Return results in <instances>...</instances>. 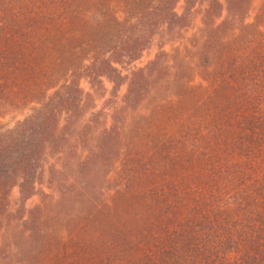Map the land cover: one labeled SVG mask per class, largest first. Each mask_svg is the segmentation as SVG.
Here are the masks:
<instances>
[{"label":"trees","instance_id":"obj_1","mask_svg":"<svg viewBox=\"0 0 264 264\" xmlns=\"http://www.w3.org/2000/svg\"><path fill=\"white\" fill-rule=\"evenodd\" d=\"M250 1L0 0V118L30 111L0 129V233L11 189L22 204L37 193L47 149L63 151L105 81L114 97L126 86L113 111L137 113L83 148L56 201L41 193V250L22 264H264V1L246 23ZM159 34L179 46L131 70ZM48 203L72 256H45Z\"/></svg>","mask_w":264,"mask_h":264},{"label":"rangeland","instance_id":"obj_2","mask_svg":"<svg viewBox=\"0 0 264 264\" xmlns=\"http://www.w3.org/2000/svg\"><path fill=\"white\" fill-rule=\"evenodd\" d=\"M263 1H250L246 23H251L254 20ZM181 11L182 4L180 3L176 7V12L180 14ZM192 23L191 28L184 33L185 39L194 35L201 26L200 15H196ZM177 46H179V42H170L167 37H162L160 34L156 35L142 53L140 59L132 65L131 70L147 66L156 59V56L160 52L171 54ZM81 88L85 93L89 92V85L85 81L81 82ZM103 88L104 92L94 94V102H92L93 100L85 102V114L76 120L77 123L70 126L65 132H62L67 140L62 146L63 151L55 152L51 148L47 149L40 170L36 175L37 193L22 204L20 202L19 188L16 186L11 189L9 193L8 216L0 233V257L7 256L11 264H22L23 256H39L41 238L34 236L30 230L31 225L28 212L41 204V193L48 195L53 201H56L59 197V185L64 184L69 179L72 175V168L85 157L83 148L91 149L102 133L110 127L113 126L121 129L136 121L137 113L133 112V110H122L115 113L112 109L115 105L122 106V97L126 92V86H122L115 97L111 94L112 85L109 82L105 81ZM150 106L151 103L147 99L140 106L138 113H147ZM91 107H94V109ZM29 114L30 111L26 109L22 113H13L0 118V129L13 128L16 123L21 122ZM65 124V117H62L61 127H64ZM82 129H86L87 132L84 142L79 141L84 137V135L80 134ZM122 136L124 137L125 134H121V140H123ZM113 177L114 173L110 175V178ZM104 178V175L101 174L94 175V180L97 184H101ZM94 195L107 201L111 193H101V191H98ZM47 201L51 202V200ZM51 203H48L49 205L44 208L43 212V216L46 218V223H44L45 234L50 240V246L45 256H72V249L66 246L70 241L69 234L61 228H58L56 231L50 230L49 222L55 214ZM19 209L21 210L20 212H18ZM64 212L63 216H71L75 214V209H69ZM55 240L60 243L59 246L54 245ZM29 261H31L30 258ZM28 262L26 264H34V262Z\"/></svg>","mask_w":264,"mask_h":264}]
</instances>
